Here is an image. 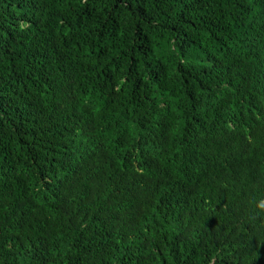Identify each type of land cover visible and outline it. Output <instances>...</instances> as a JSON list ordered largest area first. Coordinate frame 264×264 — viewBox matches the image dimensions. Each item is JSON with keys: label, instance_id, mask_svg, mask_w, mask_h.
I'll return each instance as SVG.
<instances>
[{"label": "trees", "instance_id": "1", "mask_svg": "<svg viewBox=\"0 0 264 264\" xmlns=\"http://www.w3.org/2000/svg\"><path fill=\"white\" fill-rule=\"evenodd\" d=\"M0 264H264V0H0Z\"/></svg>", "mask_w": 264, "mask_h": 264}]
</instances>
